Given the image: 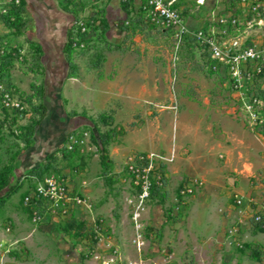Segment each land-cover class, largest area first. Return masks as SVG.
Returning <instances> with one entry per match:
<instances>
[{
  "label": "rangeland",
  "instance_id": "374dc122",
  "mask_svg": "<svg viewBox=\"0 0 264 264\" xmlns=\"http://www.w3.org/2000/svg\"><path fill=\"white\" fill-rule=\"evenodd\" d=\"M148 1L62 0V7L80 15L88 30L104 23L102 7L120 6V22L131 35L128 45L135 43L134 34L146 40L145 55L150 50L158 66L156 78L163 91L159 102L121 101L115 119L95 120L108 136L104 176L89 138L91 126L78 125L72 150H61L67 135L61 130L75 111L65 99L51 101L56 89L39 106L35 92L43 90L44 72L39 49L24 39V11L18 30L0 21V83L22 106L0 109V264H100L112 256L110 264H264V224L251 218L256 211L264 215V132L219 74L206 69L203 54L189 38V32L207 27L225 10L226 0H173L171 6L180 11L189 31L178 41L173 31L168 34L150 19ZM259 2L264 5V0ZM89 17L97 24L88 22ZM258 17L261 23L240 25L239 31L264 45V13L254 15ZM90 45L85 41L78 50ZM94 53L98 62L100 53ZM258 85L264 87V78L256 90L261 89ZM175 121L181 125L176 136ZM53 145L54 151L49 148ZM40 147L48 149L38 157ZM137 153L156 155L165 179L141 203L125 170L128 158ZM38 160L40 165L47 161L42 175H64L85 203L64 216L47 211L33 221L21 202L34 184L23 167ZM73 166L79 171L71 175ZM93 221L101 231L91 241Z\"/></svg>",
  "mask_w": 264,
  "mask_h": 264
},
{
  "label": "crops",
  "instance_id": "0c3cea01",
  "mask_svg": "<svg viewBox=\"0 0 264 264\" xmlns=\"http://www.w3.org/2000/svg\"><path fill=\"white\" fill-rule=\"evenodd\" d=\"M21 1L23 18L26 19L24 39L27 44L36 45L39 49L40 62H37L44 72L40 103H47L49 91L56 89L51 101L55 103L65 99L75 111L66 118V122L78 116L90 119L93 123L98 118L104 121L115 119V114L120 111L121 101L142 105L157 103L162 98V83L158 77L156 78L158 66L150 50L145 55L148 50L146 40L134 34L132 40L135 43L128 45L131 35L124 32L125 28L120 22V6L117 7L114 3L112 6L102 7L105 21L99 28L88 30L86 41L91 44L90 47L84 52L72 49L68 64L64 51L65 44L73 21L80 15L77 16L74 11L62 7V0ZM87 21L92 23L93 17H89ZM93 23L97 24L96 21ZM96 51L100 53L98 62L94 59L97 56L94 53ZM169 100L171 102L170 98ZM104 112H110L111 115L107 116ZM56 118L57 121H62L61 116ZM166 125L169 126L170 122ZM178 125L175 121V136ZM186 126L182 122V128ZM47 149L40 147L38 157ZM20 163L23 165V162ZM40 163V160L26 162L23 169L36 168ZM84 169L86 170V166ZM72 170L74 172L71 175L79 171L78 167L74 166ZM62 251L63 254L67 252L63 248ZM62 255L63 258L68 256ZM114 257L111 258L114 260ZM63 261L65 259L61 260L62 263Z\"/></svg>",
  "mask_w": 264,
  "mask_h": 264
},
{
  "label": "built area",
  "instance_id": "2783aa9c",
  "mask_svg": "<svg viewBox=\"0 0 264 264\" xmlns=\"http://www.w3.org/2000/svg\"><path fill=\"white\" fill-rule=\"evenodd\" d=\"M148 2L153 8L150 19L154 24H159V28L168 34L173 31L171 32L173 39L177 41L181 37L188 36L189 31L183 16L179 10L171 6L173 0L167 2L149 0ZM11 4L17 6L19 0H0V14H6ZM224 7L225 10H222L221 14L207 22V27H198L193 33L189 32V38H192L193 43L203 54L205 58L203 65L206 69L219 74L223 85L233 91L235 101L243 105L248 117L258 120L264 132V87L258 85L261 89H255L258 81L264 78V45L248 39L243 31H239L240 25L247 28L262 22L259 17L254 19V15L263 14L264 5L259 0H226ZM72 24L68 36L71 47L82 48L87 39L88 28L80 18H76ZM172 69H174L173 64ZM171 102L175 104L174 99ZM172 105L170 107L174 108ZM6 106L22 109L17 97L9 95L0 83V109H5ZM254 106H259V110H255ZM75 143L74 133L69 132L60 148L70 151ZM155 156L153 153H137L130 156L125 163V170L131 178L140 203L151 195L152 189L159 190L165 185L164 175L160 164L155 162ZM65 174L69 179L68 173ZM27 175L32 178L34 184L23 194L21 202L23 206L29 207L33 221L40 219L47 211L56 216H64L74 205L85 203L84 199L76 192L74 193L72 187L64 181L62 174L40 177ZM24 177L25 175H22L20 180ZM251 218L254 222L264 224V215L257 211ZM91 225V241H93L100 234L101 228L95 221ZM112 261L114 260L109 257L102 260L100 264H108Z\"/></svg>",
  "mask_w": 264,
  "mask_h": 264
},
{
  "label": "trees",
  "instance_id": "16d2710c",
  "mask_svg": "<svg viewBox=\"0 0 264 264\" xmlns=\"http://www.w3.org/2000/svg\"><path fill=\"white\" fill-rule=\"evenodd\" d=\"M21 10H22V1L19 0V4L17 6L11 4L9 7V10L6 14H0V21L2 22V24L4 26L14 27L16 30H18L19 27L22 25V21L19 17ZM72 49L73 48L71 47V41L69 39H67L64 51L66 54V59L68 61V64H69V56H70ZM35 93L38 94V97H40L41 92L37 93V91H36ZM42 105H43V103H40V105H39L40 108L42 107ZM78 125L91 126V128L89 130V138H90L91 142L94 144V146L98 152V161H99L101 173L104 176L106 174V169L108 166L107 165V155L105 154V147H104L107 140H108L107 134L99 131V129L94 125L92 120L86 119V118L81 117V116L67 120V122L64 125V128H62V130H61V134L63 132H65L66 134L69 132H73V130H75ZM24 142H27V137L24 139ZM49 148H50V150L51 149H53V151L55 150L54 145L49 147ZM53 151H51V152L48 151L49 152L48 155L52 154ZM46 162L47 161H44V163L42 165H39L36 168L30 169L28 171V174H29V172H31L30 173L31 175H35L36 177H40L42 175L43 170H44L43 166H45ZM2 176H4V175H2ZM17 188H18V186L11 187L10 190L16 191ZM155 190L157 191V189H152L151 192L155 191Z\"/></svg>",
  "mask_w": 264,
  "mask_h": 264
}]
</instances>
